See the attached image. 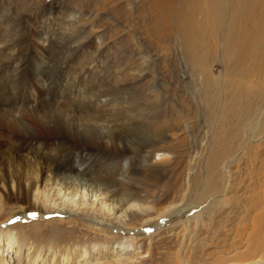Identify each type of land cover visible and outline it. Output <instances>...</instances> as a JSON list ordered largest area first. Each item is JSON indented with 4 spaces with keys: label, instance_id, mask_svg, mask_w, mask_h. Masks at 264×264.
I'll list each match as a JSON object with an SVG mask.
<instances>
[{
    "label": "rangeland",
    "instance_id": "obj_1",
    "mask_svg": "<svg viewBox=\"0 0 264 264\" xmlns=\"http://www.w3.org/2000/svg\"><path fill=\"white\" fill-rule=\"evenodd\" d=\"M171 1L173 13L162 16L159 3L152 0L107 1L102 6L93 0H0L2 38L5 19L13 14L27 27L34 23L59 26L60 37L42 56L28 50L16 73L0 69V105L21 109L36 104L39 115L54 112L40 108L44 96L39 97V91L45 87V97L57 98L67 86L68 68L57 70L56 66L71 59L72 52L63 42L80 32L82 38L94 41L93 50L86 52L85 66L95 70L94 55L104 49L102 64L110 62L123 69V81L130 85L129 100L118 104L116 111L132 113L134 102L141 107L137 127L124 133L134 149L121 157L119 171L108 174L102 193L95 196L81 187L61 188L55 192L56 204H63V209L59 205L46 209L45 218L22 215L24 231L36 241L85 242L91 255L97 252L92 248L99 240L124 238L122 245L116 243L114 250L98 255L101 264H264V95H256L264 89V0ZM51 8L52 14L42 15L41 11ZM251 18L258 24L249 23ZM73 23V30L67 28ZM185 27L193 30L192 39L184 35ZM239 34L252 40L251 45L245 44L255 52L251 60L241 62L236 54L238 40L242 45L246 42ZM199 38L204 40L197 45L194 40ZM252 61L259 73L245 75ZM89 76L100 78L93 71ZM259 77L263 82L255 84ZM68 88L70 95L76 94V88ZM1 131L0 217H7L25 205L27 197L25 185L20 194L9 188L10 174L15 181L38 178L50 161L34 153L31 143L8 140ZM102 168L94 171L103 176L109 167ZM129 192L148 205L147 211L122 214L117 200ZM79 202L84 205L78 207ZM113 203L118 207L115 213ZM170 205L181 212L171 218L168 213L160 216ZM84 207L89 211L84 212ZM96 207L109 217L95 216L91 210ZM90 219L108 224L106 232L92 228ZM96 258L92 255L89 260Z\"/></svg>",
    "mask_w": 264,
    "mask_h": 264
},
{
    "label": "bare ground",
    "instance_id": "obj_2",
    "mask_svg": "<svg viewBox=\"0 0 264 264\" xmlns=\"http://www.w3.org/2000/svg\"><path fill=\"white\" fill-rule=\"evenodd\" d=\"M93 1L101 6L107 3V1L113 4H120L119 0ZM152 1L154 4L159 3L157 5L159 6V10L162 13V16H166L167 14H169L170 16V13H173L171 0H164V2L162 3L158 0ZM45 11L48 13H46ZM41 12L42 15H49V13L52 14V8L46 10L44 9ZM13 15H10L9 18L6 17L4 26L5 32L3 33V38L0 36V69L8 68L4 71H6V73L9 72V74L12 70L15 72L18 67L22 65V63L24 62V57H26V55L29 53L28 50L33 49L35 53H39V55L42 56L44 53H48L50 51V47L58 44V39H60L59 34L56 33V30H59V26L54 27L50 25L34 23L32 24V26L31 24H29L30 26L27 27L26 24H24V21H18ZM95 17L97 16L95 15ZM84 18L83 20H85ZM255 21L256 19L254 18L252 22L251 18L249 23L255 25ZM186 24H188V20L186 21ZM73 26L74 23L70 25L68 24L67 28L73 30L72 28H70ZM43 28L45 29L44 31ZM60 28L65 31V28ZM184 30V35L186 34V36L188 37L187 39H192L191 37L193 36V30H188V28L186 27ZM242 30L244 31L243 26ZM18 31L20 32L14 35L15 32ZM248 31L252 33L251 27H249ZM70 37L71 35L68 36L67 40H65L66 38L64 39L65 41L63 42V45H66V48L72 52V57L71 59L66 61V56L62 57V55H60V59L63 58L65 61L63 60L64 62L60 64L57 63L56 66L57 70L68 68L66 74L68 82L67 86L63 85L64 88L62 92H60V95L58 94L59 97L57 98L45 97V95H43V93H45V87H43V90L41 89L42 91H39V93L41 94L39 95V97L44 96L42 99L39 98L43 101V105L40 108H45L47 110L53 108L52 110H54V112L49 114L48 111H44L42 115H39L36 113L38 111V106H35L36 104H32L30 107H24L21 109L14 108V106H4V104L0 105V130H2L1 133L3 137L8 140L21 139L24 142L31 143L32 148H34L35 150L34 153H36L37 155H46L48 160L50 161V164L47 167L42 166L44 170L42 169L40 171L41 174L40 177L38 176V178L31 177L30 180L25 182H23L22 180L15 181V177L13 176V174H10L8 185H10V182H13V184L12 186H9V188L13 191L16 189L15 191H18L20 194L22 188L25 185L24 188H26L27 197L25 205L19 206L7 217H0V264H11L12 259L13 264H101L102 261L98 257L101 252H110L111 250H114L116 243L118 245L123 244L124 238H120L114 242H103L99 240L100 243L95 244L92 248L93 252L95 250L97 251L96 253L92 254L93 256H97L96 260L92 262L91 260H89L90 256H92V251L88 246L89 244L87 245L85 242L75 243L73 241L59 240L51 243L36 241L24 231L25 225L22 224L23 221L21 222L22 215L23 217H27L33 216V214H35V216L45 218L46 209L54 210L55 208L53 207H57V205H59L58 209H63V204H56V201L59 197L55 192L57 190L60 191L61 188L69 189L73 187L77 189L81 187L85 190L91 191L95 196L100 195L102 193V190L105 188L103 187V185H105L103 184V182L107 177L110 176L108 174L114 171H119L118 165L120 164V162H122L121 157L131 149H134L133 146H130L128 144V141L126 139L127 136L124 133H126L128 129L134 130V128L137 127V119L139 118V114L141 113V107H139L138 103L134 102V107L136 109L134 112L126 113L116 111V106L118 104H120L122 101L129 100V96L126 94V92H128L127 90H129L130 85L128 86V84L125 82L126 80L123 81V79L125 78V75L122 76L123 69L120 68L118 64H110V62H108L107 64H102L106 51L104 49H101L100 52L94 55V62L97 68L95 70H91L90 68H92L93 66H90V68L85 66L87 59L86 52H88L89 50H93L94 41L87 38H82L80 32L78 36L73 35V38ZM239 37L246 42H244L242 45V41L238 40V43L240 45H238V52L235 53L239 55V57L241 58V62L244 59L251 60V58L254 57L255 52L254 50H251L250 47H245L246 43L251 45V43H249L251 39H249L248 41L249 37H243L240 36V34ZM236 38L234 39L236 40ZM201 39H195L194 41L197 45H199L202 43ZM96 40H99V38L97 37ZM184 40H186V38ZM186 41L188 42V40ZM46 44L47 46H45ZM100 44H102V41H100ZM234 47H236V45ZM73 58H75L73 63L76 65L73 64L72 66H69L68 63ZM257 69V63H254V61H252L249 70H245V75H257V73H259ZM232 70H230V72ZM90 71H93L94 74L98 75L96 77L100 78L94 80L87 79L88 77H90ZM102 72H105V74L102 75ZM137 72L140 73V69L137 70ZM4 75L7 74H1V76ZM132 75L133 77L135 76L134 74ZM245 75H242L241 77H245ZM136 77H140V74ZM262 79V77H259V79L254 83H262ZM50 85H52V83ZM69 85L71 87V90L75 88L77 89L76 94H74L75 96L70 95V93L67 92V90L69 89ZM250 90L251 89L249 88V91ZM257 94L261 96L264 95V89L262 90V88H260V92L258 91L256 95ZM48 95L50 94L48 93ZM237 117L238 116H236L235 118ZM34 118H36L37 120H35ZM226 118L227 120L231 119V117ZM261 122H263L262 124H264V119H262ZM235 143H237V141ZM109 158L110 160L108 162ZM100 159H102V161H100ZM104 165H108L109 168L103 176L100 172L98 173L97 170L96 172L94 171V169L102 170V166ZM261 166L264 169V161H262ZM47 200H52V202L48 204ZM103 203V205L106 204V202ZM117 203H120L119 205H122L121 208L119 207L121 209L120 211H122V214L126 213L127 211H132L133 214H135L137 211H147V209L149 208L148 205L142 203L141 200L134 195V193L130 192L125 198L117 200ZM117 203L112 204V209L109 207V209L113 210V213H115V210L118 208L116 205ZM91 204V206H93L94 201H92ZM81 205H84V202H79L78 207H80ZM175 206L176 205H170L166 207V209L159 213V215L162 216L168 213V217L171 218L173 215L179 214L181 211L175 210ZM82 210L84 212L89 211L86 207L82 208ZM91 211L95 213V216L97 214H103L104 216L109 217V214L106 211H103L102 213V209L100 207H96V209L94 208ZM149 219L150 218L145 219L144 221L148 222ZM90 221L93 220L90 219ZM111 221L113 220L111 219ZM91 224V227H95L98 232H106V229H104L106 227L104 226L108 225L98 221H93ZM114 228L116 227L114 226ZM13 252H16V254H14Z\"/></svg>",
    "mask_w": 264,
    "mask_h": 264
},
{
    "label": "snow or ice",
    "instance_id": "obj_3",
    "mask_svg": "<svg viewBox=\"0 0 264 264\" xmlns=\"http://www.w3.org/2000/svg\"><path fill=\"white\" fill-rule=\"evenodd\" d=\"M33 215H35V214H33Z\"/></svg>",
    "mask_w": 264,
    "mask_h": 264
}]
</instances>
